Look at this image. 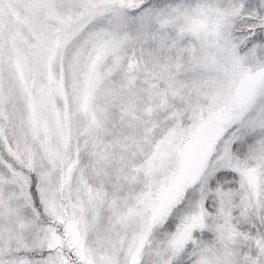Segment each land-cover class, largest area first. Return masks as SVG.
I'll use <instances>...</instances> for the list:
<instances>
[{"label":"snow or ice","instance_id":"6c2138e0","mask_svg":"<svg viewBox=\"0 0 264 264\" xmlns=\"http://www.w3.org/2000/svg\"><path fill=\"white\" fill-rule=\"evenodd\" d=\"M0 264H264V0H0Z\"/></svg>","mask_w":264,"mask_h":264}]
</instances>
